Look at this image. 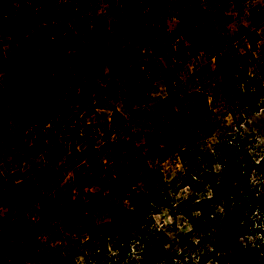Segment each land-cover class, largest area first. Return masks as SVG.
<instances>
[{
  "label": "rangeland",
  "instance_id": "374dc122",
  "mask_svg": "<svg viewBox=\"0 0 264 264\" xmlns=\"http://www.w3.org/2000/svg\"><path fill=\"white\" fill-rule=\"evenodd\" d=\"M74 1L54 2L64 16L74 8L80 16L89 20L85 38L78 39L68 52L69 67L74 74L108 88L110 93L105 94L95 88L92 93L95 109L89 113L66 103L67 94L74 92L61 69L55 72L56 79L52 85L42 87V93L58 97L61 111L46 127L27 130L22 146L7 144L2 151L0 172L4 182L0 186V240L5 237L13 239L19 235L20 226L37 224L36 211L43 204L55 207L60 200L59 195L64 192L76 193L77 171L92 167V163L97 161L105 163L101 153L109 147V141L125 135L123 129L126 127L131 130L129 140L135 142V150L144 154L151 129L146 119L130 117L129 107L160 111L168 109L173 103L187 101L193 91H201L208 96L211 124L200 136L202 155L192 163L196 165L194 175L198 177L197 172L209 163L217 171L226 162L242 163L246 172L240 183H234L235 201L232 203L238 206L240 198L237 197H241L249 205L240 229L221 241L217 239V231L208 222L204 224L199 213H194L193 218L180 213L177 203L182 199L199 198L209 192L200 184L194 188H180L184 171L190 162L180 160L178 150L182 144L176 141L167 148L165 158L157 156L151 161L162 171L165 184L163 191L169 196L166 204L158 212H153L149 227V230L157 232L165 241L164 251L157 254V249L147 246V237L133 233L120 246L109 243L103 250L102 261L107 264H149V260L158 255L154 264H195L198 259L205 264H264V211L259 205L262 193L260 187L264 185V107L254 112L242 107L238 109L236 104L229 102L228 96L232 93L225 82L224 71L215 59L203 51H194L187 34L175 36L179 21L177 9L169 8L141 22L139 14L135 12L136 6L129 4V0ZM223 1L226 3L223 18L216 22L218 5L207 0H184L186 5L206 8L205 14L212 20L209 25L212 33L229 36L240 33L242 37L235 42L238 50L244 52L248 49L256 57L261 56L264 19H260L258 14L259 11L264 12V0ZM68 21L76 29L77 21ZM246 30L258 34L259 41L256 44L247 42L244 36ZM161 36L165 38L163 43L156 47L149 44V39L157 41ZM0 45L3 51V58H0V83L10 78L23 79L32 75L25 65L12 56L13 45L9 38L0 37ZM162 69L167 71L164 77L160 73ZM251 70L258 72L264 80V70L257 71L254 66ZM136 87H142L144 93L135 92ZM27 100L32 102L30 97ZM24 106L25 102L10 106L13 132L23 117ZM114 109L125 115L126 122L120 132L108 137ZM73 138L78 145L77 151L86 154L85 160L78 165L71 162L69 152ZM37 141L41 154H36L33 149ZM29 176L46 185L45 196L52 195L54 199H43L42 203L33 204L8 188L10 181H20ZM84 200L91 201L96 220L101 217L107 219L101 200L95 193L86 196ZM67 209L71 211L70 206ZM212 210L215 220H219L222 207L214 204ZM191 221H200V224L195 227ZM57 226L58 229L53 226L43 233L46 238L33 235L25 241L32 245L52 241L51 238L55 236V245L64 248L70 241L69 231L60 223ZM186 232L190 233L189 240L193 241L194 247L190 248L187 243V249L183 250L178 234ZM50 233L53 234L48 236ZM77 236L85 235L79 230L75 232L74 238ZM212 249L217 251V256L208 259ZM78 251L77 255L67 254L64 264L95 263L97 256L92 251H85L80 246ZM26 264L41 263L37 259H29Z\"/></svg>",
  "mask_w": 264,
  "mask_h": 264
},
{
  "label": "trees",
  "instance_id": "16d2710c",
  "mask_svg": "<svg viewBox=\"0 0 264 264\" xmlns=\"http://www.w3.org/2000/svg\"><path fill=\"white\" fill-rule=\"evenodd\" d=\"M55 1L0 0V37L11 40L12 56L32 73L31 76L23 79L5 80L4 82L9 85L0 83V161L2 151L7 144L22 146L27 130L32 127H46L60 113L61 105L58 97L42 93L43 86L47 87L55 82L57 70L61 69L64 72L73 87L74 93L69 92L65 98L69 105L92 113L95 109L92 99L95 88L101 89L105 94L110 93L108 88L100 87L89 78L79 77L71 71L68 52L78 39L85 38L89 20L80 16L74 8L67 11L64 16ZM207 1L218 5L215 21H221L226 3L223 0ZM129 4L136 6L135 12L139 14L141 22L169 8L177 9L179 21L174 31L175 36L187 34L194 51H203L215 59L224 71L225 82L232 93L228 96L229 102L236 104L238 109L242 107L254 112L264 107V80L258 72L251 70L253 66L257 71L264 70V46L259 57L248 49L241 52L235 46V42L242 37L240 33L234 36L212 33L209 29L212 20L205 14L206 8L200 5H186L184 0H129ZM258 15L260 19H264L263 11H259ZM69 19L77 21L76 29L69 25ZM244 36L251 45L259 41L256 32L246 30ZM164 41L165 38L161 36L157 41L149 39V44L156 47ZM0 58H3L1 45ZM160 73L164 77L167 71L162 69ZM134 90L138 94L144 93L142 87H136ZM121 92L124 94L123 89ZM28 97L32 99L31 103L27 100ZM24 102L23 117L15 130L17 133L15 135L10 124V106ZM207 102V94L193 91L187 101L173 103L168 109L155 111L149 108L129 107V116L146 119L151 129L147 136V148L144 154L137 152L135 142L129 140L132 135L130 128L123 129L126 136H118L109 141V147L101 153L105 163L97 161L92 163V167L77 171L76 193H62L55 207L43 204L36 211L37 224L20 226L19 235L13 239L5 237L0 240V264H26L29 259H37L41 264H64L65 256L77 255L79 246L85 251H92L97 256L94 264H107L106 261H102L103 250L107 245L112 243L114 246H120L125 240L130 239L133 233L147 237V246L157 249V254H160L165 249V241L157 232L149 230V227L153 220V212H158L166 204V198L169 196L163 191L165 184L162 171L151 161L157 156L165 158L167 148L176 141H181L182 144L178 150L180 160L190 162L189 167L184 171L180 188H194L200 184L209 192L199 198L182 199L177 203L180 213L190 218H193L194 213H199L204 224L208 222L217 231L218 240L223 241L226 236L236 233L249 206L241 197H237L240 198L238 206L232 204L235 201L234 183L238 181L240 183L246 172L242 163L226 162L220 171L209 163L197 172L198 177L194 175L196 165L192 163L202 155L199 139L211 124V112ZM125 122V115L114 109L108 137L120 132ZM76 136L78 137L77 132ZM77 146L73 138L69 152L71 162L76 165L86 158V154L77 151ZM33 149L36 150V154L42 152L38 141L33 145ZM3 182L0 172V186ZM7 186L15 195L33 204L42 203L43 199H54L52 195L45 196L44 191L47 186L33 176L20 181H10ZM260 190L262 193L259 205L264 211V203H262L264 185H261ZM91 193H95L96 197L100 198L107 219L94 218L95 208L92 207L90 200H84ZM214 204L222 207L219 220H215L212 215ZM68 206L71 207L70 212ZM59 223L69 231L70 241L68 240L64 248L61 247L62 245H55L57 244L55 236L51 238L52 241L46 240L32 245L25 241L33 235L46 238L43 233L47 229L51 230L53 226L58 229ZM191 223L198 227L200 221H191ZM79 230L85 236L74 238L75 232ZM147 230H149L148 234H146ZM51 234L53 233L48 236ZM190 237L189 232L178 234L183 250L187 249V243L190 248L194 247L193 241L189 240ZM216 256L215 249L209 251L208 259ZM156 257L158 255L150 259L149 264H154ZM195 264L205 263L198 259Z\"/></svg>",
  "mask_w": 264,
  "mask_h": 264
}]
</instances>
